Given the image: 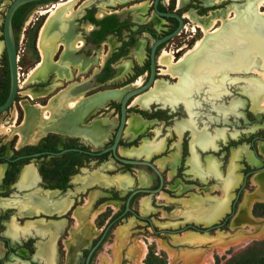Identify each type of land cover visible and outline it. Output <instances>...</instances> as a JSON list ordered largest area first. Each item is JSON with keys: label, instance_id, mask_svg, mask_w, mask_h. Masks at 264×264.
<instances>
[{"label": "rangeland", "instance_id": "374dc122", "mask_svg": "<svg viewBox=\"0 0 264 264\" xmlns=\"http://www.w3.org/2000/svg\"><path fill=\"white\" fill-rule=\"evenodd\" d=\"M9 1L3 0L0 3V27ZM106 1L90 0L86 7L81 8L80 15L72 18L76 14L77 7L86 2V0H78L71 7L72 14L69 21L71 23L78 21L85 11L97 13L98 5L106 8ZM174 1L169 0L166 6L168 11L175 7ZM214 1L209 0L210 4L204 5L199 0H190L188 8L193 10L195 14H203V17L206 18L217 10H229L231 7L239 8L245 4L243 0H217L219 2L217 4H214ZM65 2L67 1L56 0L49 4ZM150 2L151 0L127 1L120 4V12L115 7L111 8L110 13H104L102 16L120 15L131 23L132 29L138 23H146L160 31L159 27L165 28L166 26H154V22L151 20L147 22V18L151 19V15L145 13ZM137 4L144 6L143 13L136 11ZM100 8H102L100 10H104L103 7ZM213 8L215 10L206 13L207 10ZM37 9V7L31 8L21 25L18 33L19 38H16L18 48H22V44L19 43L20 34L25 35L26 41L22 43L28 48H31L33 39L38 38L39 30L47 14L38 16L32 13ZM178 10L181 14L194 16L190 11L184 9V4L178 7ZM259 11L263 13L264 7H261ZM253 15L260 18L258 14L253 13ZM193 18L197 20L195 17ZM187 26L190 28L192 25ZM222 27L220 22H217L214 28H218V30L212 35L218 33ZM45 29L43 30L45 31ZM201 37L202 32L198 28L191 32L183 29L179 35L172 37L167 45L163 46L161 53L166 52L163 54L167 55L171 52L173 63H176L181 54L191 49ZM76 39L80 40V37L77 36ZM142 39L146 38L143 36ZM228 40L225 37L226 43L224 44L226 46L223 45L217 49L219 54L217 65L229 63L234 56L233 45H228L227 43L231 42ZM61 42L64 45L63 41ZM73 42L75 43L74 40ZM0 43L2 44L1 33ZM105 47L100 45L98 54ZM180 48L182 49L175 53V50ZM207 49L209 50L208 47ZM0 50V57H2V45H0ZM18 57H21V54H18ZM28 57L33 58V53L30 52ZM257 58L253 59L254 64H257L253 66L254 71H250V69L238 72L230 69L212 71L206 67L200 68V72L204 70L205 73L202 72L201 75L203 76L197 73L199 77L195 74L196 89L191 88L190 90L189 88V92L185 94V99L189 101L186 107L189 109L190 116H188L182 102L178 103L172 110L170 109L171 118L165 121V124L164 121H152L148 124L146 131H143L145 125L143 126V132L141 131L142 133L137 136V140H133L136 153L133 155L124 154V151L120 149L122 153L120 155L123 157L139 158L145 156L144 151L141 150L145 143L150 146H158L157 149L150 151V155L157 158L156 162H160L158 171L163 176V186L155 195H137L133 199L130 205L131 213H125L112 224L101 247L94 253L90 264H225L226 261L240 258L246 250L254 247L256 243L264 241V165L262 166L264 163V141H255L254 151L250 149V144L246 141L252 135L259 136L264 133V106L253 108V101L250 99L253 93L250 86L246 87L248 81L264 85V65ZM20 65V62H17V66ZM159 68L166 70V68ZM170 72L175 75L171 76L170 73H166L168 76L159 75L157 76L159 79L155 83L176 86L182 75L179 72L175 73L176 71L173 69ZM215 74L216 77L223 78L220 81H217L216 78L215 81L213 79ZM206 83L217 86L209 90ZM1 84L5 85V61L3 58L0 59ZM153 87L148 91H152ZM26 92L33 99L36 97L31 92ZM261 92L264 93V90ZM256 94L259 97L260 94ZM211 95L215 96L212 97ZM61 100L63 99L60 94L58 101ZM35 103L42 105L37 101ZM64 104L66 103H51L50 108L51 110H54L55 107L62 108ZM25 105L27 104H23V106ZM14 106L15 103L12 104L10 110ZM36 106L38 105L31 107ZM47 106L49 105L44 107ZM46 109H41V111L44 112ZM111 116L112 114H109L108 118ZM135 117L137 116L131 114L128 120ZM108 118L104 117L103 120L96 119L95 121L99 123L108 122ZM12 120L9 110L0 113V125L12 126L11 135L0 134V152L4 157L11 159L19 152L22 144L30 143L32 145L27 146L37 147L41 145L45 137L49 141H54L50 138L53 134H47L36 142H20L14 133L24 129L22 116L14 123L11 122ZM18 123L21 124V128L15 129L14 127ZM40 123V121L37 122L35 131H40L38 130L42 126ZM84 123L86 125V121ZM127 129L128 126L125 133L131 130ZM147 130L151 131L148 132ZM162 130L163 134L160 135ZM131 133L133 137L137 135L133 130ZM191 134H193V140ZM122 136L124 140L131 139L124 134ZM156 138L158 139L155 141ZM105 139L106 137L99 141L90 139L89 142L99 146ZM55 140V145L58 146L61 143V138ZM202 142L201 146H207V149H200L199 145ZM211 143L214 144V149H210ZM14 146L17 150H14ZM160 156L162 158H159ZM163 158L164 161L161 160ZM50 159V157H37L21 161L13 175L5 178V187L0 186V191H3L0 193V264H43L36 254L39 251L37 243L43 244L46 241L51 244V247H45L50 248L49 250L52 252L51 264H82L85 255L83 250L88 249L90 243L101 234L109 219L122 206L126 193L135 188H148L150 185L148 181L143 186L139 184V181L143 184L141 176L145 178L140 170L122 171V167L117 168L111 161L101 165H94L91 162L89 165L74 170L65 188L61 191L55 189L56 192L52 198L46 189L48 184H44L45 187L40 182L34 183L33 186L18 185L27 168L32 169L35 174L36 165L39 163L46 164ZM249 169L254 171L244 180L243 171ZM208 171L212 173L207 174ZM1 172L2 170H0ZM128 172H132L133 175ZM200 174L204 175L201 176ZM117 175L121 176L114 179L113 177ZM109 177H111L109 179L111 185L113 183L116 185L115 182H118L121 186L129 184V187L123 192L115 188H105L103 185L107 184L104 181ZM74 179L80 180L76 182ZM32 195L49 198L48 201H50L49 204L52 208L53 202L57 199L62 198L64 200L67 198L68 202L62 210L61 208L53 209L54 211L47 214L38 204L27 203ZM19 197L25 200L19 201ZM202 199L220 200L225 204L220 215L210 224H199L196 222L197 217L186 218L184 216L185 211L198 208L197 202ZM85 200L89 201L86 207L84 205ZM113 200H116L115 204L112 205L115 210L110 207ZM142 203H146V205L142 207ZM102 206V212H93L91 214V216L95 214L93 221L91 224L88 223L89 218L87 216ZM71 208H74L72 212H70ZM232 208L233 210H231ZM259 213L260 215L257 216ZM35 222L39 223L40 229L32 226ZM219 223H221L220 227L205 230V228ZM31 226L36 228L38 232L37 230L34 231ZM85 226L89 228V232L81 245L83 247L74 250L77 247L75 239L83 236ZM187 226H193L196 229H189ZM198 228L202 230L200 231ZM42 249L43 247H40V251Z\"/></svg>", "mask_w": 264, "mask_h": 264}, {"label": "flooded vegetation", "instance_id": "af4514ba", "mask_svg": "<svg viewBox=\"0 0 264 264\" xmlns=\"http://www.w3.org/2000/svg\"><path fill=\"white\" fill-rule=\"evenodd\" d=\"M2 1H0V3H2ZM51 1H56V0H43V1L23 4L17 7L12 14L11 27L15 40V50H16V92L12 102V104L15 103L14 108L10 110L12 106L11 105L6 111L9 110L10 118L13 119L11 122L14 123L17 121V119L19 120L21 116L23 121L25 110H31L33 112L35 111L34 114L36 115L39 114L38 109L41 106L42 108H45L44 106L46 105L50 106L51 103L52 104L55 103L61 104L68 102L70 103L78 99L106 101V105L104 107L97 109L95 113H92L87 117L86 125L90 124L96 119L103 120L104 117L108 118V115L112 114V116L108 118L109 121L107 122L109 124L108 132L106 136H104L106 137L105 141H103L101 145L95 146L93 143L89 141H85L76 134L70 132L49 130L46 131L45 134H40L36 141H39L43 136L47 134H53V136H51L50 138L54 139V141L53 140L49 141L48 138L45 137L42 140L41 145L37 147L27 146V145H32L30 143L22 144L23 146L20 147L19 152L11 159L4 157L2 155V152H0V170H2V172L0 173V186L5 187L4 184L5 178L7 176L11 177L13 175L17 166L20 165L21 161H24L25 159H32L37 157L38 158L50 157L51 159L48 160L46 164L39 163L36 165L35 174L32 169L27 168L26 171H24V173L22 174V177L20 178L18 185L22 186L27 184L33 186L34 183L37 182L43 183V186L44 184H48L46 185V189L48 192H50L49 194L52 198L53 197L52 195L54 193H52L51 191H54L55 189L61 191L65 188V187L63 189L59 187L52 188V186L59 185L64 181L66 186L67 183L69 182L70 175L73 173L74 170L80 168L81 166L89 165L91 162L94 165L95 164L101 165L102 163H107L111 161L112 164L117 168L122 167V171H135V169L140 170L145 176V178L141 176L143 184H141L140 181L139 184L143 186L148 181L150 185L146 189H148L149 191L156 190L159 186V178L157 174L154 173L146 165L123 164L119 160L114 158L111 151H107L101 155H90L88 153L89 152L95 153L105 148H108L112 145L120 123V101L131 90L143 87L150 78L151 43L173 32L177 28L178 22L173 18H161L155 15L152 12L153 0H151L150 5H148L145 12L151 15L150 16L151 19L147 18L148 19L147 22H150L151 20V22H154V26L165 25L166 27L162 28L158 26L160 31H157L155 27L151 25H147L146 23L143 24L138 23L135 26V28L132 29L131 23L123 19L120 15H115V18L112 21L106 20V18L109 15L102 16V14L104 13L105 14L110 13L112 11L111 8H115V7L120 12V4L132 0H107L105 2L106 8L104 7L103 11L100 10L102 9L100 7L103 6L98 5L97 13L94 14V12L85 11L84 15L79 17L78 21L74 23H71L69 21L70 17L69 18L64 17L62 19H60L59 17H55V18L53 17L51 18L52 20L51 23L44 31L43 29L45 28V25L47 24V21L50 17L49 15L50 10L53 8L54 5L58 4V3L49 4ZM89 1L90 0H86V2L81 3V5L77 7V9L75 10L76 14L72 18L80 15L81 8L86 7L87 4H89ZM199 1L205 5L203 0H199ZM243 1L245 2V4L241 7H244L248 4L246 3V0ZM174 2H175V7L172 8L170 11H173L176 14H178L183 20L182 29L176 35H174L177 36L183 29H185L186 25H190V21L185 16V14H181V12L178 10V7L176 6V0ZM189 2L190 0L185 1L184 9L190 11V13L194 15L193 17H195V19L197 20L200 18H204L203 16L199 17L200 15L203 14H199V15L195 14L193 10H190V8H188ZM168 3L169 0L168 1L159 0L156 5L157 10L162 12L168 11L166 9ZM136 6H137L136 8L137 12L139 13L144 12L145 9L143 5L137 4ZM33 7H37L38 9L32 11V13L38 16L47 14V17L43 22V24L41 25V28L38 33V38L35 37L33 39L31 48L25 47V45L22 43L26 41L25 35L23 34H20V41H19L20 45L22 44V48H18L17 47V39L19 38L18 33L21 29V25L23 24V21L26 18L28 12H30L31 8ZM261 7H264V4ZM110 28L112 29V31L108 32V29ZM15 31L17 33L16 37H15ZM43 31H44V35H43ZM0 33H1V27H0ZM77 36L80 37V40L76 39ZM143 36L146 39H142ZM171 39L172 37L158 43L154 49L153 80L152 83L150 84V87L138 93L135 96H129L126 98L125 101L126 122L114 151V154L117 157L136 159L138 161L145 159L146 161L151 162L154 166H156L157 169H160L158 167V164L160 162L155 161L157 158H154V156L150 155V151L152 149H157L158 146H150L149 144L145 143L141 148L142 152L144 151L145 156L139 158L123 157L120 154H122L121 150L124 151V154L131 153L128 150L132 148L134 149L133 140H137L138 138L137 136H139L143 131H146V128L150 122L164 121L165 124V121H168L171 118V113L169 112L170 109L172 110L173 105L182 102L187 114L189 113L186 107V102H187V100L185 99L186 96L184 95L183 97L180 95H182L183 92L184 94H187L186 90L189 88L190 90L191 88L196 89L195 76L197 75L196 74L197 72L195 71V69H193V64L191 63L187 64L186 62L183 64L185 65V67H183V69L180 72L182 74L181 82L178 83L175 87L173 86L175 88L174 89L175 93L173 92V96L172 94H170L163 97H159L156 95L153 96V98L149 97L152 95H149L150 94L149 92L151 91L148 90H150L154 86L152 89L153 91L156 84L159 83V82L155 83V81L159 79L157 76L159 75L168 76L167 74H162V72L159 73L162 70L159 67L166 68L164 65H161L159 63V59L163 53H166V52L161 53V49L163 48L164 45H167L168 41ZM48 40L50 41L47 42ZM73 40L75 41V43L73 42ZM61 41H63L64 45H62ZM171 44L174 45V43ZM0 45L2 44L0 43ZM100 45L106 47L103 48V50H101L100 54H98L99 52L98 49ZM182 48L175 50V53L180 51ZM30 52L33 53L34 56L33 58L28 57ZM184 53H182L181 56ZM18 54H21V57H18ZM1 56L2 57H0V59L3 58L5 61V85L3 84L0 85V101L1 99H3L4 95L6 99L9 90V83H10L9 69L4 51L2 52ZM17 62H20L21 65L17 66ZM26 91L31 92L36 97L33 99L31 95L28 94ZM60 94L63 100L58 101ZM138 98H141V100L148 99L149 102L148 103L146 102L147 104H145L142 107H139L138 104L133 105V102ZM5 99L2 101V103L5 101ZM36 101L40 102L42 105L35 103ZM23 104H27V105L23 106ZM34 105H38V106L31 107ZM49 106H47V108ZM159 106H162L163 108ZM131 114L132 115L138 114L141 118L137 116L133 119H139L145 125V129L139 134H137L135 137L132 136L131 130H128L127 133H125L128 124L127 121H129L128 119L129 117H131ZM55 115L57 116V114ZM188 116L190 115L188 114ZM58 122L61 123L62 122L61 119H59ZM21 124L20 123L16 124L14 128L15 129L21 128L20 127ZM147 131L149 132L151 130H147ZM32 132H36L34 128L32 129ZM18 133L19 132L14 133V136H17V140H18ZM122 134H124L125 136L131 139H126V140L122 139L123 137ZM162 134H163V130L160 131V135ZM191 136L193 140V134H191ZM56 138L58 139L61 138V143H59L58 146L55 145ZM157 139L158 138H156L155 141ZM50 143H52L51 147L49 146ZM201 144H203V142L200 143L199 146L201 148H204L205 146L203 147L201 146ZM29 147H33V148H29ZM13 148L14 150H17L15 146ZM159 158H162V156H160ZM161 160L164 161L165 159L163 158ZM263 165L264 163L262 164V166ZM45 172H51V174H46ZM128 173L133 175L132 172L131 173L128 172ZM209 173L212 172L208 171L207 174ZM121 175H117L113 178L116 179ZM200 175L202 176L204 174H200ZM110 178L111 177H109L104 181L107 184V185H103L105 188H115L117 190H120V192L121 191L123 192L127 187H129V184H126L125 186H121V185L116 186L113 183L111 185L109 180ZM79 180L80 179H74V181L76 182H79ZM162 181H163V176H162ZM140 188H144V187H140ZM135 189L129 190L126 193L122 206L119 207L117 212L114 213L113 215L118 214L117 217L119 218L125 213H131L130 205L133 199L137 195H142L141 193H137V192L130 195ZM0 193H3V191H0ZM143 195L145 196V195H155V194L146 193ZM128 197H129L128 206H127L128 209L126 210L125 203ZM24 200L25 199L19 197V201H24ZM48 200L49 198H40L38 196L32 195L30 196L27 203H31V204L36 203L43 211H54L53 209H57V208L58 209L61 208L62 210L65 204L68 202L67 198H65L64 200L62 198L60 200L57 199L53 202L54 206L52 208L51 204H49L50 201ZM115 201L116 200H113L110 204V207L113 210H115V208L112 205L115 204ZM84 202H85L84 205L86 207L89 201L85 200ZM100 203H104V202H100ZM73 209L74 208H71L70 212H72ZM102 209L103 206L98 210L92 211L87 217L90 218L93 212L96 211L102 212ZM108 224L109 221L107 222L104 229L108 226ZM104 229L102 230V232L104 231ZM100 235L96 237L94 241L90 243V245H93L96 242V240L100 237ZM103 240H104V234L101 243L103 242ZM48 250L49 248L48 249L43 248L42 251L38 253V256L41 259V261L45 262L48 260V253H49Z\"/></svg>", "mask_w": 264, "mask_h": 264}, {"label": "bare ground", "instance_id": "6f19581e", "mask_svg": "<svg viewBox=\"0 0 264 264\" xmlns=\"http://www.w3.org/2000/svg\"><path fill=\"white\" fill-rule=\"evenodd\" d=\"M66 1L67 2H65V3H59V4L53 6V8L49 12L50 17L47 21V24L45 25V28H47L48 25L51 23V21H52L51 18H53V17L54 18L59 17L60 19H62L64 17L69 18L71 16V14H72L71 7L78 0H66ZM203 2L207 5L210 3L209 0H203ZM184 3H185V0H177V7L183 6ZM217 3H219V2L217 0H215L214 4H217ZM246 3H248V4L244 7H240L241 9H239L237 7H233V8L231 7L229 10H221V11L218 10L216 12H212L209 17L200 18L198 20H194L190 14L185 15L189 19L190 24L192 25L190 28L188 26L185 27V29L191 32L195 28H198L202 32V37L194 44V46L191 49L187 50L180 57V59L177 61V63H175V62L173 63V59H172L173 55H171V53L167 54V55L162 54V56L159 59V63L166 67V70H162V74L170 73L171 76L175 75V74L171 73L170 71L172 69L174 70V69L182 66L184 63L187 62L188 57H190V55L192 53H196L198 51H199V55L197 57H199V59H200L199 61H203V63L205 62L208 64L206 68L209 69L211 67L217 66V64H218L217 63V59H218L217 57L219 56L217 49H219V47H222L223 45L226 46V44H224V43H226L225 39L218 37L215 40V42L211 44L209 50L204 49V43L206 41L205 39L207 37H210L209 35H212L214 32H216L218 30V28H216V29L214 28L215 25L217 24V22H220V26L222 27L228 21H234L237 30L242 31V32L246 31V30H253L260 23L264 22V20H263L264 18L262 19V17H264V13H261L259 11V8L264 4V0H246ZM103 8H104V6H103ZM253 13L256 15L258 14L260 16V18L257 16H254ZM61 15H63V16H61ZM218 34H220V32H218L214 35L216 36ZM213 36H211V37H213ZM232 43H233V47L234 46L236 47V46H238V44H240V42H238V41H236V42L234 41ZM253 59L248 64L249 66L247 69H250V71H254L255 68L253 66L257 65L256 63L254 64ZM257 59H259V58H257ZM245 60H244V62H245ZM191 64H193V69H195V71L197 73H200V76H203L201 74H202V72L204 74V70L202 69L203 71L200 72V68H202V67H197L195 65V63H191ZM175 73H177V72H175ZM217 75H219V74H217ZM216 78H217V81H220L221 78H223V77H221V78L216 77V74H215L213 76V79H215V81H216ZM180 82H181V78H179V83ZM136 84H138V83H136ZM206 84H207V86H208L207 88H209V90L214 89L217 86V85H210L208 83H206ZM249 86H250V89L253 93V95H251V97H250L251 101H253V108L255 106L257 108L263 107L264 106V93L261 91L264 90V85L258 84L257 82H253V81L249 82L248 81L246 83V87H249ZM174 87L173 86L168 87L165 84L157 83L155 86V89L153 91L149 92L150 93L149 95H152L149 97L153 98V96H155V95L159 96V97H163V96L170 95V94H172V96H173V92L175 89ZM188 92H189V90L187 89L186 93H188ZM256 93L260 94V95L258 94L259 97L257 96ZM184 95L185 94L183 92L182 95H180V96L184 97ZM180 96H178V97H180ZM211 96L213 97L215 95H211ZM177 100H178V98H177ZM146 102L147 103L149 102L148 99L141 100V98H138L133 102V105L138 104L139 107H142L145 104H147ZM188 104H189V101L186 102V105H188ZM105 105H106V101L80 100V99H78L76 101H73L70 103L68 102V103L64 104V106L62 108H59V107L54 108V106H53L54 110H51L50 106L48 108L46 107L47 109L40 107L38 109L39 114H36V115L34 114L35 111L33 112L31 110H25V115H24L23 125H22V126H24V129H21V132L18 133L19 141L20 142L21 141L34 142L37 140V138L40 134H45V132L49 131V130L60 131V132H70V133L78 135L79 137H81L85 141H89L90 139H94L96 141H99L102 138H104V136H106V134L108 132L109 124L105 121H103L102 123H99V122H96L94 120L90 124L84 125V122L86 121V119L89 115H91L92 113H95L97 111V109L104 107ZM41 109H46L47 112H43V111H41ZM187 110L189 111L188 108H187ZM262 111H263V109H262ZM55 114H57V116ZM188 114L190 115V113H188ZM59 119H61V121H62L61 123L58 122ZM39 121L41 122L40 124L42 125L38 128V130H40V131L32 132L33 128L34 129H35V127L37 128L36 125H37V122H39ZM127 126H128V129H131V130L133 129L134 133L138 134L143 130L144 124L139 119H130L128 121ZM11 127H4V126L0 125V134L11 135L12 134ZM205 147H207V146H205ZM210 147L214 148L215 146L213 143H211ZM115 184L120 185L118 182H115ZM223 203L224 202L221 201V207H220L221 211L225 205ZM141 205H142V207H144L146 205V203H142ZM221 211H220V213H221ZM220 213L217 216H219ZM94 215L90 216L88 223H90V224L92 223ZM191 215L192 214H190L189 216L191 217ZM88 232H89V228L87 226H85L83 236L76 237V239H75L77 247L74 250H77V248H79V247H83L81 245L84 243L85 237L88 235ZM48 251L50 253L51 250H48Z\"/></svg>", "mask_w": 264, "mask_h": 264}, {"label": "water", "instance_id": "95a60500", "mask_svg": "<svg viewBox=\"0 0 264 264\" xmlns=\"http://www.w3.org/2000/svg\"><path fill=\"white\" fill-rule=\"evenodd\" d=\"M0 1H2V0H0ZM37 1H43V0H10L5 11H4V15L2 18V23H1V41H2V46H3V51L5 53L7 64H8L10 83H9V90H8L7 97H6L5 101L0 105V113L5 112L12 105L13 98H14V95L16 92V50H15V40H14L13 31H12V27H11V17H12L14 10L17 7H19L20 5H23L26 3H31V2H37ZM158 1L159 0H153L152 12L161 18H173V19H175L178 22V26L170 34H168V35H166L160 39H157L151 43V45H150V60H151L150 61V64H151L150 78H149L148 82L143 87L131 90L120 101V123H119V126H118V129H117V132H116V135L114 137L112 145L110 147L105 148L103 150H100L98 152H95V153L89 152L88 153L90 155H101L107 151H111L114 158L119 160L121 163L128 164V165H137V164L146 165L154 173L157 174V176L159 178V186L156 190L149 191L146 188H138V189H135L130 195H132L135 192L141 193L142 195L146 194V193L157 194L163 186L162 175L158 171L157 167L154 166L151 162H148L145 159L138 161L136 159L121 158V157H117L114 154L116 144L119 140V137L122 133V130H123V128L125 126V122H126V108H125L126 98L129 96H135L138 93H140V92H142V91H144L150 87V84L152 83V80H153V52H154L156 45L158 43L164 41V40H167V39L173 37L183 27V20L175 12H173V11H163L162 12V11L157 10L156 5H157ZM213 10H215V9L213 8V9L207 10L206 13H208L209 11H213ZM201 16H204V15H200L199 17H201ZM263 24H264V22L260 23L253 30H246V31L242 32V31L237 30L234 21H229V23H225L223 25L222 29L219 31L220 34H218L216 36L214 35L215 37L213 35H212L213 37H211V36L207 37L205 39L206 41L204 43V49H207V47L210 48L211 44L214 43L218 37H221L224 39H225V37L228 38L229 39L228 41H231V42H229L230 44L227 43L228 45H233L232 42H234V41L240 42V44H238V46L233 47L234 56L230 59L229 63H222V64H219L215 67H211L209 69H211L212 71H215V69H230L231 71H234V72H238L240 70L245 71L248 68V66H249L248 64L250 63V61H252V59L255 57H258L261 61V64L264 65V26H263ZM241 41H242V43H241ZM198 55H199V51L196 53H192L190 55V57H188L187 64L190 62V63H195V65L197 67H207V65H208L207 63H205V62L203 63V61H199L200 59H199V57H197ZM244 60H245V62H244ZM183 67H185V65H182L179 68L174 69L173 71H176L177 73L181 72ZM176 105L177 104L173 105V108ZM135 115L138 116L139 118H141L138 114H135ZM234 135H236V134H234ZM200 149L205 150L207 148L206 147H204V148L200 147ZM210 149H214V148H210ZM129 151L131 152L130 155H133L135 153L133 148L130 149ZM51 192L55 193V191H51ZM128 200H129V197L126 199V203H125V209L126 210L128 209V207H127L128 206ZM197 203H198L199 207L196 209H192L190 211H185L184 216H186V218H187V217H190L189 216L190 214H192L191 217H194V218L198 217V220L196 222H198L199 224H210V223H212L216 219V216L221 211L220 200L217 201V200H212V199H202V200L198 201ZM44 212L49 214L52 211H44ZM38 225H39L38 222L37 223L35 222L34 224H32L33 227H37L40 229V226H38ZM106 228L104 229V231L102 232L100 237L96 240V242L93 245H90L89 248L87 249V253H86V256L84 257L83 264H90L92 254L97 251L96 249L98 246H99V248L101 247V245H102L101 240H102V237H103V234H104ZM210 228H212V225L207 227L206 230H208ZM25 230H27V228H25ZM33 230L36 231L37 229L33 228ZM37 232H38V230H37ZM40 235H42V234H40ZM37 244H38V250L39 251H40V247L41 248L42 247L45 248V247H49V246L51 247V244L48 241H46L43 244H40V243H37ZM39 251H38V253H39ZM38 253H36L37 256H38ZM51 254H52V252L50 251V255L48 256V260L45 262L42 261L43 264H51L52 263Z\"/></svg>", "mask_w": 264, "mask_h": 264}, {"label": "trees", "instance_id": "16d2710c", "mask_svg": "<svg viewBox=\"0 0 264 264\" xmlns=\"http://www.w3.org/2000/svg\"><path fill=\"white\" fill-rule=\"evenodd\" d=\"M114 18H115V15H109L107 18H106V20H108V21H112V20H114ZM112 31V29L110 28V29H108V32H111ZM5 99V95H4V97H3V99H1V101H0V104L2 103V101ZM257 140H260V141H264V133H261V135H259V136H257V135H252V136H250L246 141L247 142H249V144H250V149L251 150H255V146H254V143H255V141H257ZM245 141V140H244ZM51 145H52V143H50L49 144V146L51 147ZM29 148H33V147H29ZM253 171L254 170H252V169H249V170H246V171H243V176H244V180L248 177V176H250L252 173H253ZM46 174H51V172H45ZM64 188L65 187V181L63 182V183H61V184H59V185H54V186H52V188ZM237 192V191H236ZM231 210H233V208L231 209ZM253 213L255 214V211L253 210ZM117 215L118 214H116V215H113L111 218H110V220H109V224H108V226H107V228H106V230H105V232H104V239H105V237L107 236V234L109 233V230H110V228L112 227V224L114 223V222H116V220L118 219V217H117ZM260 215V213L257 215V216H259ZM226 216H228V215H226ZM222 223V222H221ZM221 223H219V224H217V225H212V228H216V227H220V224ZM189 229H196L195 227H193V226H187ZM212 228H210V229H208V230H211ZM198 230H202V229H200V228H198ZM205 230H206V228H205ZM97 249H98V247H97ZM96 249V250H97ZM263 251H264V241H262V242H259V243H256L255 245H254V247H252V248H250V249H248V250H246L245 252H244V254L240 257V258H238V259H232V260H229V261H226L225 262V264H264V254H263ZM83 253L86 255V253H87V250H83ZM84 255V256H85ZM93 255L94 254H92V257H93Z\"/></svg>", "mask_w": 264, "mask_h": 264}]
</instances>
